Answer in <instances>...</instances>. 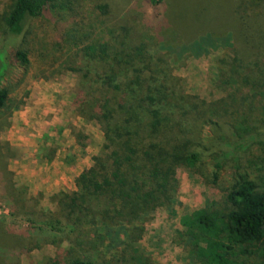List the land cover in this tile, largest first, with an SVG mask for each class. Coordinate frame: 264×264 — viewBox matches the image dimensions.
I'll return each instance as SVG.
<instances>
[{
    "label": "rangeland",
    "instance_id": "1",
    "mask_svg": "<svg viewBox=\"0 0 264 264\" xmlns=\"http://www.w3.org/2000/svg\"><path fill=\"white\" fill-rule=\"evenodd\" d=\"M14 3L0 0V57L26 47L30 63L12 61L1 82L11 91V111L0 119V128L10 123L0 129V264H53L70 249L91 251L101 264H136L127 225L46 226L105 143L77 101L92 95L115 107L122 97L95 82L107 64L87 54L125 59L116 66L124 76L160 68L179 95L217 105L216 116L191 113L193 137L205 154L193 168L179 169L172 203L150 214L133 245L152 264H200L187 234L192 213L224 205L242 177L264 190V0H58L29 22L22 45L6 31ZM222 104L229 108L225 118ZM6 164L12 177L2 172ZM263 250L237 249L234 264H264Z\"/></svg>",
    "mask_w": 264,
    "mask_h": 264
},
{
    "label": "trees",
    "instance_id": "2",
    "mask_svg": "<svg viewBox=\"0 0 264 264\" xmlns=\"http://www.w3.org/2000/svg\"><path fill=\"white\" fill-rule=\"evenodd\" d=\"M57 1L15 0L5 19L6 31L21 37V45L26 43L29 22L42 16L48 6L56 8ZM87 55L107 64L106 70L96 75L95 82L112 87L121 92L122 97L115 107L92 95L77 101L80 115L100 126L105 143L94 156L92 165L76 178L77 190L64 194L59 200L60 215L51 212L46 226L57 231L58 225L78 230L127 225V247L135 252L134 261L152 264L151 259L133 245L142 240L150 214L172 203L178 188L179 169L193 168L205 154L193 137L189 123L191 113L216 116L217 105L208 106L184 94L179 95L172 87L171 77L160 68L148 72L137 69L130 76L129 73L124 76L126 72L122 75L116 66L125 59L110 62L102 55ZM0 58L3 64L0 71L1 119L5 110L11 111V91L1 85L2 79L9 74L12 61L18 60L23 66H28L30 61L26 47L13 55L1 53ZM227 108L223 104L218 107L220 118L227 116ZM2 124L1 130L10 127V123ZM231 124V134L238 139V125ZM0 154H3L1 147ZM213 165L216 169L213 176L217 178L221 163L216 159ZM2 172L13 176L7 171V164ZM188 221L187 234L200 264H234L240 258L237 249L264 246V190L242 177L225 195L224 205L209 203L194 211ZM61 260L63 262H58ZM53 264L101 263L91 251L70 249Z\"/></svg>",
    "mask_w": 264,
    "mask_h": 264
}]
</instances>
